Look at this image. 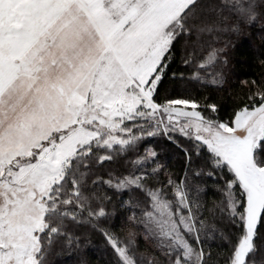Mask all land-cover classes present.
I'll use <instances>...</instances> for the list:
<instances>
[{
  "label": "snow or ice",
  "instance_id": "snow-or-ice-1",
  "mask_svg": "<svg viewBox=\"0 0 264 264\" xmlns=\"http://www.w3.org/2000/svg\"><path fill=\"white\" fill-rule=\"evenodd\" d=\"M257 22L264 0H0V264H51L84 228L111 264H264V72L231 111L185 86L222 90L206 37Z\"/></svg>",
  "mask_w": 264,
  "mask_h": 264
},
{
  "label": "trees",
  "instance_id": "trees-1",
  "mask_svg": "<svg viewBox=\"0 0 264 264\" xmlns=\"http://www.w3.org/2000/svg\"><path fill=\"white\" fill-rule=\"evenodd\" d=\"M206 40L214 47L226 48L228 63L221 68L226 81L224 88L222 90L212 87L204 88L196 82L186 83L185 86L192 89L195 94L211 96L213 100L223 105L225 111H231L229 92L238 88L241 81L259 78L261 72H264V66L260 63L261 60H264V28L257 22L253 26L244 27L238 34L229 33L218 39L206 37ZM172 68L183 72L186 81L194 70V68L183 65L179 55ZM180 87L179 82H165L164 84V88L170 90H178ZM147 147H153L159 153L163 163L168 164L174 170L181 169L182 154L175 145L162 138H157L152 140ZM197 183L211 186L212 182L204 177ZM211 195L212 193L209 191L208 196L211 197ZM128 198L127 195L123 197L124 200ZM121 211L118 210L114 221L117 226L123 223L125 216L130 214L128 212L121 214ZM80 231L82 233L81 247L76 249L57 246L50 257L51 264H111L112 253L104 238L99 233L91 232L87 228Z\"/></svg>",
  "mask_w": 264,
  "mask_h": 264
}]
</instances>
